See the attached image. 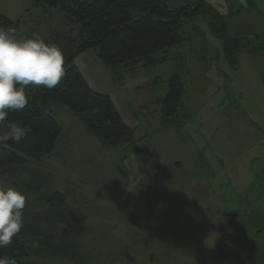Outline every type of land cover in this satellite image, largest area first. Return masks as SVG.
<instances>
[{
	"label": "rangeland",
	"instance_id": "374dc122",
	"mask_svg": "<svg viewBox=\"0 0 264 264\" xmlns=\"http://www.w3.org/2000/svg\"><path fill=\"white\" fill-rule=\"evenodd\" d=\"M165 1L177 8L200 0ZM202 1L205 8L180 31L182 44L158 55L166 61L126 80L115 83L95 51L76 58L91 88L111 96L135 144L105 148L66 107L51 103L63 129L60 152L33 161L26 183L21 173L0 181L24 188L25 207L51 213L24 261L264 264V0ZM0 13L20 21L19 38L80 37L57 8L35 0H0ZM222 25L225 37L243 40L233 63L213 32ZM175 75L182 99L165 123L162 103ZM48 190L64 196L59 212L43 203ZM51 237L60 246L53 254L45 251Z\"/></svg>",
	"mask_w": 264,
	"mask_h": 264
},
{
	"label": "trees",
	"instance_id": "16d2710c",
	"mask_svg": "<svg viewBox=\"0 0 264 264\" xmlns=\"http://www.w3.org/2000/svg\"><path fill=\"white\" fill-rule=\"evenodd\" d=\"M35 2L38 5L57 8L70 19L73 26L79 28L80 37L75 40L65 32L59 40H52V43L58 44L64 52L66 75L51 89L42 85L26 86L28 105L21 111L9 112L7 120L0 123V132L7 131L10 122L18 123L27 129L20 142L10 140L0 145V181L4 179L2 176H5L6 172L7 175L21 173L18 179L24 178L26 183L30 179L25 173L29 174V166L33 161L55 157L57 152H60L64 144L63 129L50 112L51 103L66 107L105 148L114 149L135 144V131L128 126L111 96L94 91L74 65V61L85 52L95 51L97 58L111 72L115 83L126 80L127 77L136 75L140 69L165 62L167 57L158 55L182 44L184 39L180 31L183 25L197 17L200 10L205 8L202 0L197 4H184L177 8L167 5L165 0ZM221 23L220 21L219 24ZM0 27L14 28L18 34L20 21H14L0 13ZM222 27V33L214 29L213 32L222 38L226 57L233 63L245 49L243 40L225 37L224 25ZM249 51L254 54L252 50ZM182 83L178 75L168 82V93L162 103L165 123L169 116L176 114L175 108L182 99ZM32 179L38 183L43 180ZM3 184L5 182L0 183L1 186ZM37 188L38 185L34 188L35 192ZM22 191L27 194L24 188ZM44 198L48 202L43 200V203L53 205L51 208L57 212L59 210L56 206L65 203L62 194L49 190ZM25 208L20 233L13 237L8 247L0 248V256L14 257L17 264H34L24 261V258L30 255L28 252L36 239L32 237H38L40 234L43 236L42 227L47 222L45 220H50L51 213H39L28 206ZM53 239L51 237L46 241L48 249L45 251L51 254L60 247L54 246Z\"/></svg>",
	"mask_w": 264,
	"mask_h": 264
},
{
	"label": "clouds",
	"instance_id": "9594fccd",
	"mask_svg": "<svg viewBox=\"0 0 264 264\" xmlns=\"http://www.w3.org/2000/svg\"><path fill=\"white\" fill-rule=\"evenodd\" d=\"M65 55L56 43L39 34L19 38L14 28L0 27V123L9 112L28 105L26 86L56 87L66 75ZM27 129L15 122L0 132V145L20 142ZM26 195L15 187L0 186V248L8 247L23 227ZM0 264H17L14 257L0 256Z\"/></svg>",
	"mask_w": 264,
	"mask_h": 264
},
{
	"label": "crops",
	"instance_id": "0c3cea01",
	"mask_svg": "<svg viewBox=\"0 0 264 264\" xmlns=\"http://www.w3.org/2000/svg\"><path fill=\"white\" fill-rule=\"evenodd\" d=\"M223 216H224L223 219H227L229 217V215H223ZM233 243H234V241L228 242V244H226V245L229 246V247H233V245H234ZM226 245L224 247L227 248ZM226 248H224V249H226Z\"/></svg>",
	"mask_w": 264,
	"mask_h": 264
}]
</instances>
